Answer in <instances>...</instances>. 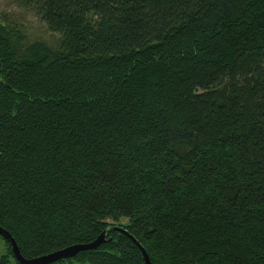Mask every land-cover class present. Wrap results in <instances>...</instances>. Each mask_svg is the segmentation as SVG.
Returning a JSON list of instances; mask_svg holds the SVG:
<instances>
[{
    "label": "trees",
    "instance_id": "obj_1",
    "mask_svg": "<svg viewBox=\"0 0 264 264\" xmlns=\"http://www.w3.org/2000/svg\"><path fill=\"white\" fill-rule=\"evenodd\" d=\"M30 4L58 39L0 21V226L20 254L114 224L150 264H264V0ZM106 240L51 264H144Z\"/></svg>",
    "mask_w": 264,
    "mask_h": 264
},
{
    "label": "rangeland",
    "instance_id": "obj_2",
    "mask_svg": "<svg viewBox=\"0 0 264 264\" xmlns=\"http://www.w3.org/2000/svg\"><path fill=\"white\" fill-rule=\"evenodd\" d=\"M31 0H0V21L21 25L26 36L31 40H43L49 44H55L58 39L56 33L50 32L44 22L34 11ZM0 244V251L2 250ZM57 264H69V261ZM88 264V263H74Z\"/></svg>",
    "mask_w": 264,
    "mask_h": 264
},
{
    "label": "water",
    "instance_id": "obj_3",
    "mask_svg": "<svg viewBox=\"0 0 264 264\" xmlns=\"http://www.w3.org/2000/svg\"><path fill=\"white\" fill-rule=\"evenodd\" d=\"M118 231L126 236H128L134 244L140 249L144 264H150V259L145 251L144 247L138 242V240L132 236L128 231L122 227L121 225H108L93 241L89 243H83V244H73L70 246H67L65 248L55 250L53 252H50L48 254H44L42 256H38L35 258L27 259L24 258L18 249L17 243L14 240V238L11 236V234L6 231L4 228L0 226V236L6 240L12 250L13 256L16 259L19 264H51L54 263L60 259L73 257L76 255L77 252L81 250H88V249H96L100 244L106 242V233L109 231Z\"/></svg>",
    "mask_w": 264,
    "mask_h": 264
}]
</instances>
